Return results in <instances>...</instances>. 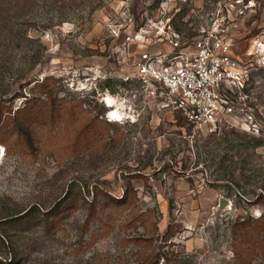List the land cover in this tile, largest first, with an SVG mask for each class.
Listing matches in <instances>:
<instances>
[{
    "label": "rangeland",
    "instance_id": "374dc122",
    "mask_svg": "<svg viewBox=\"0 0 264 264\" xmlns=\"http://www.w3.org/2000/svg\"><path fill=\"white\" fill-rule=\"evenodd\" d=\"M16 4L13 34L0 36L1 257H14L11 264H264V0ZM222 15L237 20L233 53L254 68L249 106L260 135L230 123L213 133L192 126L124 82L139 51L169 50L168 34L192 38ZM128 35L134 41L125 42ZM29 98L34 106H66L63 117L48 113L46 124L30 129L20 116L10 120ZM92 118L95 130L85 127ZM95 186L104 191L98 211L107 220L89 216ZM127 190L126 204L102 208L105 192L117 199ZM66 193L57 221L4 223L35 206L51 212Z\"/></svg>",
    "mask_w": 264,
    "mask_h": 264
},
{
    "label": "built area",
    "instance_id": "2783aa9c",
    "mask_svg": "<svg viewBox=\"0 0 264 264\" xmlns=\"http://www.w3.org/2000/svg\"><path fill=\"white\" fill-rule=\"evenodd\" d=\"M237 27L236 19L222 15L192 38L172 32L163 41L169 50L139 51L124 82L138 84L192 126L213 133L230 123L260 135L261 121L249 106L254 68L233 53L230 33ZM131 41L134 36H126Z\"/></svg>",
    "mask_w": 264,
    "mask_h": 264
},
{
    "label": "trees",
    "instance_id": "16d2710c",
    "mask_svg": "<svg viewBox=\"0 0 264 264\" xmlns=\"http://www.w3.org/2000/svg\"><path fill=\"white\" fill-rule=\"evenodd\" d=\"M18 14L17 12V4H16V0H0V19L4 22L1 26H0V36L3 34V37L6 38H11L10 35L13 34V29L10 26V24L12 23L13 18H15V16ZM6 23V24H5ZM8 23H10L8 25ZM39 83V82H37ZM39 86V84H37ZM28 102H26L25 106L22 109H18V116L15 114L13 117H10L9 119L12 121H16V118H19V116L21 117V122H23V124L28 128H32L35 127L37 124H46V115L48 116V113L51 114V117L54 118V116L56 114H58V119L60 120L63 116V111L66 108V106H34L33 104V100L32 98L27 99ZM74 109H78L79 106H71ZM65 112V111H64ZM11 113V112H9ZM23 114V115H22ZM22 115V116H21ZM98 119L97 118H92L90 119V122L85 126L88 127L90 129H94L97 128V123ZM80 131V130H78ZM20 135H23L20 133ZM24 135H26L27 137V141H28V145L31 146V138H32V134H30V132H24ZM86 146V145H85ZM85 150H87L89 148V145L84 147ZM8 149V148H7ZM29 154L32 155V153L29 152ZM88 193H90V191H88ZM93 193V198H90L89 201V216L94 217L97 216L99 217V213H100V217L99 219H103V220H107L105 217H103L102 215V209H100V211H98V206H99V194L104 193L103 190H101L100 187L95 186L93 191L91 192ZM69 194L66 193V195L63 197V199H61L57 204V208L55 210L50 211H46V212H42L40 210V208L38 207H33L30 210L22 213L23 211L17 212L14 215L8 214L5 218V222L4 223H8V224H25L27 226H31L33 221H35L36 219H38V221L43 222L44 218L46 217H50L53 216L56 221L59 219V217L61 215H63L64 213V204L66 203V201L69 199ZM82 197V196H81ZM129 197V191H126V195H124L122 198H117L115 199L113 196H111L109 193L105 192V203L102 205V208H107L108 206H114L115 208L118 206H123L124 204H126L127 200ZM76 201V199H75ZM75 201H73V204L75 203ZM72 206H68L67 209H71ZM22 213V214H20ZM20 214V215H19ZM39 215V216H38ZM41 215V216H40ZM43 217V218H41ZM48 221V219L46 220V222ZM14 251V255L16 257V253H15V249H12ZM14 260V257H11L10 260L7 259H3L0 255V263L1 264H11Z\"/></svg>",
    "mask_w": 264,
    "mask_h": 264
},
{
    "label": "water",
    "instance_id": "95a60500",
    "mask_svg": "<svg viewBox=\"0 0 264 264\" xmlns=\"http://www.w3.org/2000/svg\"><path fill=\"white\" fill-rule=\"evenodd\" d=\"M221 205H225L228 201L226 199H221Z\"/></svg>",
    "mask_w": 264,
    "mask_h": 264
},
{
    "label": "bare ground",
    "instance_id": "6f19581e",
    "mask_svg": "<svg viewBox=\"0 0 264 264\" xmlns=\"http://www.w3.org/2000/svg\"><path fill=\"white\" fill-rule=\"evenodd\" d=\"M109 105H113V103H112V101H111V100L109 101Z\"/></svg>",
    "mask_w": 264,
    "mask_h": 264
},
{
    "label": "snow or ice",
    "instance_id": "6c2138e0",
    "mask_svg": "<svg viewBox=\"0 0 264 264\" xmlns=\"http://www.w3.org/2000/svg\"><path fill=\"white\" fill-rule=\"evenodd\" d=\"M113 115H115V114H113Z\"/></svg>",
    "mask_w": 264,
    "mask_h": 264
}]
</instances>
